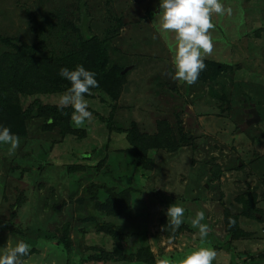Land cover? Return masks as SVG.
I'll list each match as a JSON object with an SVG mask.
<instances>
[{"label": "rangeland", "instance_id": "rangeland-1", "mask_svg": "<svg viewBox=\"0 0 264 264\" xmlns=\"http://www.w3.org/2000/svg\"><path fill=\"white\" fill-rule=\"evenodd\" d=\"M159 2L0 0V57L26 43L36 53L19 64L61 60L68 41L77 48L80 27L112 55L103 71L115 65L126 74L119 88L107 74L85 95L92 119L82 125L71 107H56L70 87L50 79L61 67L38 92L5 93L20 107L4 104L0 125L20 144L14 155L0 145V253L23 241L31 250L20 264H183L207 246L213 264H264V0H223L231 14L212 16L206 68L196 83L172 88L165 73L175 71V34L160 31ZM117 14L126 24L116 29ZM252 109L259 119L246 124ZM127 137L152 170L136 168ZM173 203L185 208L174 232L166 227ZM198 211L209 226L204 240L191 226ZM93 216L97 223H84Z\"/></svg>", "mask_w": 264, "mask_h": 264}, {"label": "clouds", "instance_id": "clouds-1", "mask_svg": "<svg viewBox=\"0 0 264 264\" xmlns=\"http://www.w3.org/2000/svg\"><path fill=\"white\" fill-rule=\"evenodd\" d=\"M160 31L174 33L173 64L175 71L168 72L173 81H182L187 85L197 82L200 73L206 68L205 56L213 51V38L210 29H214L213 14H231L223 0H160ZM59 75L70 82V87L59 95L56 107L63 113V109L71 107L72 121L82 125L92 119L89 103L85 95H91L92 89L99 86L94 71L83 65H76L74 69L61 67ZM20 139L9 127L0 125V145H8L9 155H14L19 147ZM167 224L173 232L183 223L185 208L177 203L166 209ZM205 219L203 211H198L191 220V226L197 228L202 240L209 234V226L202 223ZM30 246L20 241L11 248L0 253V264H20L21 258L30 253ZM216 251L202 246L185 255L183 264H213Z\"/></svg>", "mask_w": 264, "mask_h": 264}, {"label": "trees", "instance_id": "trees-1", "mask_svg": "<svg viewBox=\"0 0 264 264\" xmlns=\"http://www.w3.org/2000/svg\"><path fill=\"white\" fill-rule=\"evenodd\" d=\"M56 11L61 15V12L56 9ZM118 14H122L121 12H119ZM117 14L116 20H114L117 23V28L121 27L122 25L126 24V21L124 20V17L119 18V15ZM112 21H109V24H111ZM134 23V22H133ZM104 33H107V30L104 31ZM113 34V33H112ZM76 39L78 41V43L76 42V47H74V50L71 51V47L74 46V44L70 45V41H68L69 43L66 45L65 47V52L62 51V53L60 54H64L63 57H61L59 60V58H53L52 60L49 59H41V60H36V58L33 56L31 58H33L32 60H29L26 63L19 64L16 62V58L18 59L19 56L25 57L29 54V56H32L33 54H35L36 52L32 53L31 52V45L23 43L21 46H19L17 48V53H11L9 56L6 55L5 58H2V60H0V65L3 66H8V69L6 70L4 68V71L1 72L0 74V110H2V112H5V108L4 104L9 105L11 108H13L14 106H16V108L19 109V104L17 101L13 100L12 98L10 99L8 96H6V92L10 93V94H14V99H17V95L18 93L22 94L24 91L26 92V95L29 94H33L34 92H38L39 90H36V87H40L41 83L44 81V79L50 78L51 73L54 71V66H58V67H73L76 65V61H83L84 64H86L87 67H85L86 69L92 67V70H96L97 71V80L98 83H102L101 79H106L107 74H110L112 76H116V85L118 86L117 88H119L125 80V76L126 74H122L121 73V68L113 65L110 66L108 69H105L103 71V68L105 65H107V63H110V58L112 57V55L106 56V51H108V49L105 48V42L102 40V42L100 43L94 35H92V37L90 39H85L80 32V27H78L77 29V34H75ZM108 46V45H107ZM15 51V50H14ZM28 52V53H27ZM14 55V56H13ZM76 56V57H75ZM11 57L13 58V62H12V66H10V63L7 62L6 59H10ZM26 59V58H25ZM105 59V60H104ZM57 60V61H56ZM103 60V61H102ZM114 60V59H113ZM116 62V60H114ZM90 66V67H89ZM18 74L21 76L22 81L18 82L17 80L18 78ZM62 77L53 76L50 79L52 80V82H58L59 80H61ZM40 89V88H39ZM95 89H92V91H97ZM22 90V91H21ZM70 109V108H69ZM73 109H70V111H72ZM21 111V109H20ZM69 111V112H70ZM21 113H23V111H21ZM20 112H18V117H19ZM129 137L126 138V141L128 144H131L133 146V149H131L132 155L131 157L136 161V168L140 169V171H144V169H149L152 170V168L150 167V165H147L150 160H146V164L142 163L143 162V157H142V153L139 149V145L135 142L129 141ZM178 150H173L172 152H170L169 157H173L172 154H176ZM131 157H127L125 158L126 160L124 161V163H129L131 165L132 161H134ZM153 163V162H152ZM139 164H143V166L139 167ZM132 166V165H131ZM116 170V167L113 168ZM115 195V194H113ZM113 200L111 204H113V206L115 207V211L113 212H117L118 209H120L121 211V207L120 206V201ZM123 201H126V199H124ZM117 212V214H119V212ZM111 212L109 214H112ZM109 216V215H106ZM105 216V217H106ZM111 217V216H110ZM96 216H93V218H91L89 221H85L84 223H88V224H92V223H97ZM104 221V219L102 220ZM105 222V221H104ZM103 223V222H102ZM103 225H105V229L108 231V228L111 226L109 222H105ZM103 225L102 228H103ZM100 227V226H99ZM115 229H117L116 227H114ZM110 229V228H109ZM237 233H239L240 235H243V231L242 230H238ZM104 251H101V254ZM101 258H104L101 255ZM113 258H110V260ZM101 260V259H100Z\"/></svg>", "mask_w": 264, "mask_h": 264}, {"label": "water", "instance_id": "water-1", "mask_svg": "<svg viewBox=\"0 0 264 264\" xmlns=\"http://www.w3.org/2000/svg\"><path fill=\"white\" fill-rule=\"evenodd\" d=\"M131 21H133V20H131ZM165 78H166V82L168 83L169 87H171V88L175 87V85H176L175 81L171 80V78L168 76V72L165 73ZM251 112L253 114V118L249 119L246 122V124L251 123V122H255L256 120L259 119V115L257 114V112L254 109H252Z\"/></svg>", "mask_w": 264, "mask_h": 264}]
</instances>
